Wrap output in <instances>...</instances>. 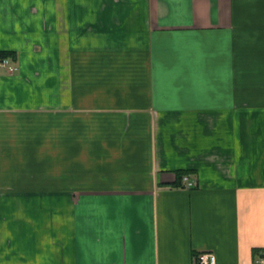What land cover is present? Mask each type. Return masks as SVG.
I'll return each instance as SVG.
<instances>
[{
	"label": "crops",
	"instance_id": "0c3cea01",
	"mask_svg": "<svg viewBox=\"0 0 264 264\" xmlns=\"http://www.w3.org/2000/svg\"><path fill=\"white\" fill-rule=\"evenodd\" d=\"M0 51V264H264V0H0Z\"/></svg>",
	"mask_w": 264,
	"mask_h": 264
},
{
	"label": "built area",
	"instance_id": "2783aa9c",
	"mask_svg": "<svg viewBox=\"0 0 264 264\" xmlns=\"http://www.w3.org/2000/svg\"><path fill=\"white\" fill-rule=\"evenodd\" d=\"M0 66L3 67L8 73H12L16 70V67L12 64L11 58L9 56L0 58ZM180 182L182 186L186 188H191L195 186L194 176H190L186 173L180 176ZM213 262L214 257L211 252H203L197 258L198 264H213Z\"/></svg>",
	"mask_w": 264,
	"mask_h": 264
},
{
	"label": "trees",
	"instance_id": "16d2710c",
	"mask_svg": "<svg viewBox=\"0 0 264 264\" xmlns=\"http://www.w3.org/2000/svg\"><path fill=\"white\" fill-rule=\"evenodd\" d=\"M12 55L10 51H0V58Z\"/></svg>",
	"mask_w": 264,
	"mask_h": 264
}]
</instances>
